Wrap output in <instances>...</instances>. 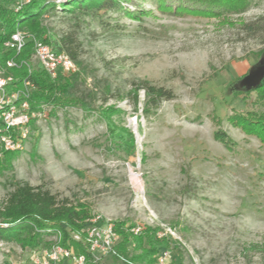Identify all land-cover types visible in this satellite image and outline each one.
Instances as JSON below:
<instances>
[{"label":"rangeland","instance_id":"374dc122","mask_svg":"<svg viewBox=\"0 0 264 264\" xmlns=\"http://www.w3.org/2000/svg\"><path fill=\"white\" fill-rule=\"evenodd\" d=\"M121 1L128 12L57 7L40 17L51 42L72 41L77 100L43 103L46 116L23 149L9 161L1 155L0 204L27 182L83 203L87 219L157 227L167 264H264V140L232 119L264 114V96L241 93L264 71V0L208 14ZM141 80L174 97L145 113L139 91L134 108ZM110 124L130 130L133 154L125 142L119 148ZM0 242V264H27L32 248Z\"/></svg>","mask_w":264,"mask_h":264},{"label":"trees","instance_id":"16d2710c","mask_svg":"<svg viewBox=\"0 0 264 264\" xmlns=\"http://www.w3.org/2000/svg\"><path fill=\"white\" fill-rule=\"evenodd\" d=\"M159 6L174 7L182 9V6H196L193 8L202 14L213 13L215 8H238L243 6L246 0H152ZM17 0H0V48L1 44L11 32L16 29H27L37 39L52 46L55 51H65L72 59H76V52L71 46L72 41L68 38L61 39L60 42H51L45 35L46 29L41 26V16L46 11H55L60 7L63 10L73 11L80 9L85 13L107 12L124 10L121 0H65L60 4H55L50 0H30L28 3L15 9ZM199 5V7H197ZM186 7V8H187ZM45 35V36H44ZM31 54V41L27 42L25 48L19 55L14 56L11 51H4L1 54L3 62L7 57L17 59H28ZM17 76H23L25 69H13L10 71ZM77 74L70 76L58 75L51 78L39 65L30 74V78L36 85V89L31 94V107L37 109L43 103H50L53 107L75 103L76 97L71 95V87ZM144 95L142 110L147 113L157 109L162 100H169L174 97L169 89L155 86L147 80H141L134 85L135 95L134 108L138 103V92ZM256 92L259 96H264V72L259 81L241 93ZM263 98V97H262ZM107 108L103 115L107 116ZM107 114V115H106ZM233 121L238 125L252 131L255 135L264 140V114L257 116L237 114L232 116ZM109 121V120H108ZM111 126V124H110ZM111 128V136L115 142L128 145L125 152L127 155L134 153V136L125 126ZM215 138L227 145V137L224 133L216 131ZM17 151H2V156L6 161ZM1 168V167H0ZM88 209L83 203L72 202L68 198L58 199L56 194L39 187H33L27 182L16 183L0 204V239L14 241L21 248L35 249L39 246H49V241L42 245L44 237L59 235L58 243L61 246L72 248L77 254H84L86 264H154L161 247L168 245L165 237L158 238L157 227L140 226L137 233L131 229L134 225H126L125 221L113 223V229L118 234L119 240L115 245L116 254L111 255L110 263L93 261L87 251L84 242L83 229L87 226ZM74 234L79 235V239L74 238ZM132 245L131 251L128 245ZM159 250V251H158ZM123 259V260H122Z\"/></svg>","mask_w":264,"mask_h":264},{"label":"built area","instance_id":"2783aa9c","mask_svg":"<svg viewBox=\"0 0 264 264\" xmlns=\"http://www.w3.org/2000/svg\"><path fill=\"white\" fill-rule=\"evenodd\" d=\"M29 1L17 0L15 9H19L21 5ZM50 1L60 4L65 0ZM29 41H31L30 58L51 78H56L58 75L67 76L77 71L75 60L65 51H55L50 44L37 39L23 29L14 30L4 39L0 48V157L4 150L23 149L32 133L34 122L46 116L45 108L48 104H41L38 109L31 107V94L36 89V85L30 78L33 71L30 59L7 57L3 62L1 61V54L4 51H11L14 56L19 55ZM20 68L26 71L23 76L10 72ZM86 221L87 226L83 229L84 242L93 261H98L104 256L115 255V245L119 236L113 229V223L109 219L101 220L100 215H93ZM139 229L140 226L136 225L131 230L137 233ZM161 234L163 233L159 236ZM52 237L53 241L49 246H39L27 251V264H86L84 254H77L72 248L61 246L57 242L58 234ZM74 238L79 239V235L74 234ZM22 250L19 249V252H23ZM168 256L167 250L159 251L156 263L167 264ZM16 264H25V261L20 260Z\"/></svg>","mask_w":264,"mask_h":264},{"label":"water","instance_id":"95a60500","mask_svg":"<svg viewBox=\"0 0 264 264\" xmlns=\"http://www.w3.org/2000/svg\"><path fill=\"white\" fill-rule=\"evenodd\" d=\"M263 72H264V71H263ZM262 75H263V73H262ZM262 75H261V76H262ZM260 78H261V77H260ZM260 78H259V79H260ZM259 79L257 80V82L259 81ZM257 82H255L253 85H255ZM253 85H251V86H253ZM251 86H250V87H251ZM250 87H249V88H250ZM247 89H248V88H247Z\"/></svg>","mask_w":264,"mask_h":264},{"label":"bare ground","instance_id":"6f19581e","mask_svg":"<svg viewBox=\"0 0 264 264\" xmlns=\"http://www.w3.org/2000/svg\"><path fill=\"white\" fill-rule=\"evenodd\" d=\"M131 176V175H130ZM134 176V175H133ZM138 181V180H137ZM135 183V182H134Z\"/></svg>","mask_w":264,"mask_h":264}]
</instances>
